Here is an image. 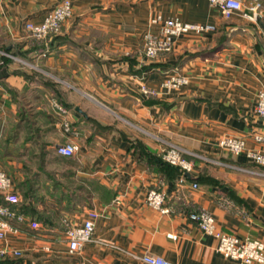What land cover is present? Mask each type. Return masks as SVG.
I'll use <instances>...</instances> for the list:
<instances>
[{"label":"crops","instance_id":"crops-1","mask_svg":"<svg viewBox=\"0 0 264 264\" xmlns=\"http://www.w3.org/2000/svg\"><path fill=\"white\" fill-rule=\"evenodd\" d=\"M59 1L0 0V50L22 60L0 65V166L26 218L0 239L22 255L0 264H147L145 253L171 264H242L217 252L189 214L204 209L219 230L264 242V175L239 169H258L245 152L217 145L231 135L262 147L249 133L264 132L254 113L264 90V0L256 22L223 18L207 0H69L59 33L30 36L24 23ZM156 15L214 28L177 36L170 51L147 59L143 35L158 32ZM174 71L188 83L162 91ZM66 143L77 145L73 156L55 152ZM169 143L193 161L185 176L158 159ZM156 186L171 212L145 204ZM90 211L92 239L72 254L64 230Z\"/></svg>","mask_w":264,"mask_h":264},{"label":"built area","instance_id":"built-area-1","mask_svg":"<svg viewBox=\"0 0 264 264\" xmlns=\"http://www.w3.org/2000/svg\"><path fill=\"white\" fill-rule=\"evenodd\" d=\"M208 3L216 8L223 18L239 17L242 19L256 22L260 10V0H207ZM72 14V4L69 0H60L56 5L50 8L41 21L32 22L27 20L24 23V29L35 39H43L49 35L57 34L61 26ZM153 23H159L158 32L155 34L145 33L143 35L142 51L147 59L157 57L159 54L172 49L174 39L182 34L199 35L213 30L209 24H200L194 22H184L176 17L162 18L160 15L151 18ZM0 55L7 56L14 60L22 61L19 57L13 56L0 50ZM3 60H0V65ZM188 83L187 76L174 71L168 73L160 84L162 91L170 92L178 90ZM141 91L146 96L157 94L156 89L142 86ZM52 105L58 113L65 114V109L54 99ZM254 113L264 120V90L257 93ZM65 130L70 131L68 122L63 121ZM252 140L261 145L260 148L247 149L245 139L242 136L226 135L218 140L217 145L232 154L245 152L247 158L256 165L258 169H249L239 167L240 170L249 171L255 174L264 175V132L253 130L249 133ZM78 147L74 143L59 144L55 147L58 155L73 156ZM188 152L179 146L169 143L160 153V157L165 162L178 166L182 173L192 171L193 161L187 157ZM263 169V170H262ZM182 176V175H181ZM182 178H180V181ZM196 188L197 184L192 183ZM0 197L6 204L0 203V239L4 238L7 232H18L19 225L25 223V216L17 209L19 197L15 191L14 182L11 176L0 166ZM144 202L147 206L157 210L162 214L171 212V208L166 206V195L159 186L150 188ZM229 205V204H227ZM94 211H90L88 216L79 225L68 226L64 230V236L68 251L72 254L79 253L83 245L89 242L93 236ZM189 218L198 226L199 230L205 234L213 236L217 240L215 250L224 257L237 260L242 264L259 263L264 264V242L258 239L238 238L233 234L225 233L217 228L215 218L208 211L201 209L189 214ZM16 223V224H15ZM29 226L32 229H38L39 223L30 221ZM7 255L21 256L22 251L18 249H8L0 247V258ZM139 259L147 264H171V262L160 256L148 253L139 256ZM82 264V263H79Z\"/></svg>","mask_w":264,"mask_h":264},{"label":"trees","instance_id":"trees-1","mask_svg":"<svg viewBox=\"0 0 264 264\" xmlns=\"http://www.w3.org/2000/svg\"><path fill=\"white\" fill-rule=\"evenodd\" d=\"M0 58L3 60V62H6L7 60L10 59V58H6V57H4L3 55H0ZM158 159H159L160 161H162L164 164L176 168V169L178 170L179 174H182V175L184 174V176H185L186 173H182L181 169H180L178 166L171 165V164L165 162L164 160L161 159L160 156L158 157ZM253 167L257 168L256 165H255L254 163H253ZM262 170H263V169H262ZM0 203H2V204H6V202H5L1 197H0ZM16 207H17V209H18V206H17V205H16ZM18 210H19V209H18ZM19 211H21V210H19ZM21 212H22V211H21Z\"/></svg>","mask_w":264,"mask_h":264},{"label":"rangeland","instance_id":"rangeland-1","mask_svg":"<svg viewBox=\"0 0 264 264\" xmlns=\"http://www.w3.org/2000/svg\"><path fill=\"white\" fill-rule=\"evenodd\" d=\"M0 60H2V59L0 58Z\"/></svg>","mask_w":264,"mask_h":264}]
</instances>
